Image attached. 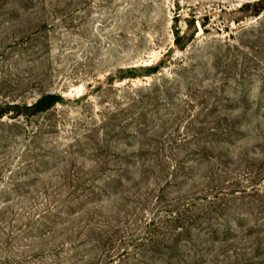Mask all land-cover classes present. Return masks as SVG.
I'll return each mask as SVG.
<instances>
[{
    "label": "rangeland",
    "instance_id": "374dc122",
    "mask_svg": "<svg viewBox=\"0 0 264 264\" xmlns=\"http://www.w3.org/2000/svg\"><path fill=\"white\" fill-rule=\"evenodd\" d=\"M0 264H264V0H0Z\"/></svg>",
    "mask_w": 264,
    "mask_h": 264
},
{
    "label": "trees",
    "instance_id": "16d2710c",
    "mask_svg": "<svg viewBox=\"0 0 264 264\" xmlns=\"http://www.w3.org/2000/svg\"><path fill=\"white\" fill-rule=\"evenodd\" d=\"M53 98H55V96H53ZM43 101H44V100H43ZM43 101L41 100V101H39V103H42Z\"/></svg>",
    "mask_w": 264,
    "mask_h": 264
}]
</instances>
